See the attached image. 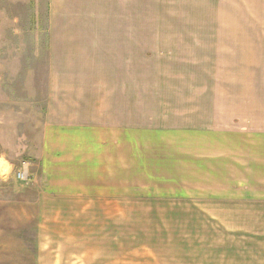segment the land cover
Instances as JSON below:
<instances>
[{
	"label": "crops",
	"instance_id": "obj_1",
	"mask_svg": "<svg viewBox=\"0 0 264 264\" xmlns=\"http://www.w3.org/2000/svg\"><path fill=\"white\" fill-rule=\"evenodd\" d=\"M48 2L39 159L50 185L90 197L108 192L96 189L102 178L141 181L152 194L197 186L196 209L212 208L223 227L214 263L264 264V0ZM100 2L103 19L91 8ZM205 2L211 29L181 23L183 3ZM4 161L1 176L12 169Z\"/></svg>",
	"mask_w": 264,
	"mask_h": 264
},
{
	"label": "rangeland",
	"instance_id": "obj_2",
	"mask_svg": "<svg viewBox=\"0 0 264 264\" xmlns=\"http://www.w3.org/2000/svg\"><path fill=\"white\" fill-rule=\"evenodd\" d=\"M107 5L93 3L92 12L103 19ZM186 5L182 24L211 29L212 2ZM48 13V0H0V159L12 167L0 175V264H216L209 252L223 227L214 225L212 208L196 209L197 186L152 194L141 192L154 188L141 181L102 178L115 186L90 197L59 179L50 185L39 159L49 115ZM22 163L29 183L15 179Z\"/></svg>",
	"mask_w": 264,
	"mask_h": 264
},
{
	"label": "built area",
	"instance_id": "obj_3",
	"mask_svg": "<svg viewBox=\"0 0 264 264\" xmlns=\"http://www.w3.org/2000/svg\"><path fill=\"white\" fill-rule=\"evenodd\" d=\"M27 163H22L19 170L16 172V175H15V179L17 181H22V182H26L30 179L29 177V171H28V168L29 166L27 167Z\"/></svg>",
	"mask_w": 264,
	"mask_h": 264
}]
</instances>
